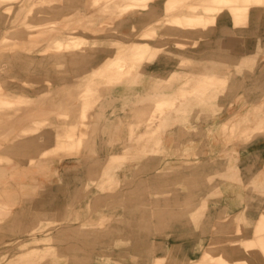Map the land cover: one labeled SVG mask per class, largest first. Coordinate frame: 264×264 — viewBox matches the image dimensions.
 <instances>
[{"label": "rangeland", "instance_id": "rangeland-1", "mask_svg": "<svg viewBox=\"0 0 264 264\" xmlns=\"http://www.w3.org/2000/svg\"><path fill=\"white\" fill-rule=\"evenodd\" d=\"M94 1L0 0V101L7 102L0 105V139L6 143L0 146V264H180L185 257L187 264H206L223 247L231 261L244 254L241 235L262 237L250 246L264 264V215L248 218L249 212L256 215L253 209L232 218L217 203L206 207L200 198L214 189L213 170L192 159L189 147L179 153L180 135H206L192 122L194 106L212 101L223 108L215 113L231 114L221 123L225 141L264 140V54L252 53L260 52L257 44L264 41V0H168L179 17L191 6L204 14L216 9V22L195 31L165 20L167 1L153 0L149 3L161 12L151 21L156 31L147 35L138 10L128 21L132 11L123 12L114 2L90 6ZM208 33L215 48L221 46L217 39L236 38L233 56L243 53L246 42V62L228 60L225 72L222 64L205 61L194 73L174 67L165 76H152L140 93L99 97L118 85L138 84L145 74L111 65L129 51L119 41L148 42L149 56L166 50L173 56L175 49H205ZM56 35L75 38L59 39L55 48ZM156 40L162 42L157 48ZM78 42L88 46L78 49ZM144 60L142 65L154 59ZM152 90L150 103L143 95ZM106 101L113 108L109 113ZM204 116L197 117L207 123L210 116ZM22 117L27 124L19 130ZM169 131H177L178 139L166 148ZM69 158L76 162L66 193L54 195L42 185L13 190L10 183L18 176L32 173L44 182ZM34 161L39 162L29 164ZM242 256L256 258L248 251Z\"/></svg>", "mask_w": 264, "mask_h": 264}, {"label": "crops", "instance_id": "crops-1", "mask_svg": "<svg viewBox=\"0 0 264 264\" xmlns=\"http://www.w3.org/2000/svg\"><path fill=\"white\" fill-rule=\"evenodd\" d=\"M192 36L194 35L192 34ZM193 38L191 40H193ZM227 39L228 38H220L217 40L225 44ZM205 40L207 41L205 49H195L192 47L175 49L173 50L175 53L173 56L167 55L168 50L162 54L160 53L154 61L143 64L145 67L142 65L145 73L142 81L128 87L125 85L116 86L112 90L110 99L112 100L115 97L119 98V96L121 98L124 93L130 95H135L137 92L140 93L149 86L152 76H165L174 67L185 69L194 73L199 70L200 62L205 61L206 63L212 62L213 64H222L223 68H221V72H225V63L228 60H236L237 58L238 62H246V58L248 56L246 42L243 53L239 52V54H234L233 56L230 44L222 45L220 48H215L216 44L214 37L208 35V38ZM157 42V40L153 42V45L155 46L159 44L160 46V44H162V42ZM259 50L260 52H257L256 49L252 52L253 56L256 58L263 56V44L262 48ZM183 59H189L192 63L185 67L179 65L178 62ZM259 61H261V59ZM242 71H246L245 66ZM133 98L134 97L130 98V100H133ZM105 103V111L109 113L113 109L110 105L111 102L106 101ZM128 109L126 110L129 111ZM97 110L98 108H96V111ZM211 115L212 116H210L211 118L207 123L200 121L199 117H196V115L193 117L192 122L196 124L195 126H200V128L206 132V135L199 136L194 131L192 133L190 132L188 134L180 135L179 153L183 154L184 148L189 147V153L192 159H198L201 162L205 161L208 164L207 166L212 168L213 171H211L210 175L213 177L212 185L214 189L211 193H204L200 198L205 201L206 207H211L212 204L217 203L220 206H226L229 213L237 212L243 207L253 210L255 206L257 207L264 202V140H258L250 145L239 141L233 143L229 141L227 142L221 132V123L228 120L231 114L228 113L226 116H223L218 112ZM24 121L25 120H23L22 117L20 123L18 124L19 130L27 124ZM101 126L102 122H100L98 126L99 129ZM176 128L177 127H175V129ZM209 129L212 131L208 133ZM98 135L95 134V141L99 145ZM188 138L189 141L187 140ZM177 139V131L166 132L164 135V147L170 148L176 145ZM3 143H5V141L0 139V146H2ZM172 156L176 158V154ZM167 159L168 158L165 157L162 160L165 161ZM163 161L161 163H164ZM72 162L74 163L76 161L70 158L64 159L62 161V165H60L61 169L58 165H56V167L54 166L52 176L48 177L44 182H39V177L31 176L32 173H30L29 176L23 178L18 176L15 178V182L10 184L14 185L13 190L15 192L22 189V187L19 186H26L25 188L28 186V188H33L34 186L42 185V187H45L44 189H47L50 193L52 192L54 194L59 190L66 193L68 189H71L70 186L73 183L71 180L72 178L69 176L71 170L74 168L73 166L75 165L74 164L72 166ZM62 198L65 199L66 197ZM252 216L254 215L250 213L247 214L248 218Z\"/></svg>", "mask_w": 264, "mask_h": 264}, {"label": "bare ground", "instance_id": "bare-ground-1", "mask_svg": "<svg viewBox=\"0 0 264 264\" xmlns=\"http://www.w3.org/2000/svg\"><path fill=\"white\" fill-rule=\"evenodd\" d=\"M151 1H153V0H95L94 1V3L92 4V5H90V6H94V5H99V3H101V2H103V3H107V2H114L117 6H119L120 8H121V11H123V12H129V11H132V15H129V17H127V20L128 19H130L131 18V16H133V14L138 10L140 13L137 15L138 16V19H140L141 18V24H143V27H145V30H144V32L142 33V35H147L148 33L150 34V32H155L156 31V27H155V25H153V24H151V21L152 20H157V19H159V14H160V10L157 8V7H155V6H153V5H151L149 2H151ZM157 1V0H156ZM167 1V2H166ZM164 2H166L165 4H164V8H163V10H162V12L165 14V20H168V21H170L171 23H173L174 25H176V26H185L186 28H188V29H193L194 31H195V29L194 28H199V27H202V28H204V27H207L208 25H210V24H212V23H215L216 22V20H217V15H218V12L216 11V9H214V10H207V12L204 14V13H202L201 11H200V8L199 7H197V6H191V7H189L188 9H187V12H185L184 14H183V17H179V16H176V14H173L174 12L176 13V9L174 8L173 10H172V6H169L168 5V0H165ZM148 3H149V5H148ZM157 3V2H156ZM80 6V5H79ZM79 6H78V8H79ZM105 6H107V5H105ZM75 7V6H74ZM92 8V7H91ZM108 8V7H107ZM118 8V7H117ZM80 9V8H79ZM90 9V8H89ZM172 11H171V10ZM70 10H72L71 8H70ZM69 10V11H70ZM74 10H75V8H74ZM94 10V9H93ZM120 10V9H119ZM62 11V10H61ZM64 11V10H63ZM67 11H68V9H67ZM79 11V10H78ZM86 12V11H85ZM82 13H83V11H82ZM92 13V12H91ZM98 13V12H97ZM96 13V14H97ZM103 13V12H102ZM105 13H107V12H105ZM94 14V13H93ZM108 15V14H107ZM108 16H111V15H108ZM134 17V16H133ZM161 17V16H160ZM260 17V16H259ZM82 18V17H81ZM108 18V17H107ZM106 19V18H105ZM125 20V19H124ZM131 20V19H130ZM129 21V20H128ZM158 21V20H157ZM67 23H69V22H67ZM170 23V24H171ZM100 24V23H99ZM140 24V25H141ZM169 25V24H168ZM101 26V25H100ZM109 26V25H108ZM212 27H213V25H211ZM223 27H221L220 28V32H222V33H225V31H226V25L224 24V25H222ZM142 27V26H141ZM173 27V26H172ZM56 29V28H55ZM166 29V28H165ZM184 29V28H183ZM161 30H162V28H161ZM171 30H173V29H171ZM184 30H186V29H184ZM211 30V29H210ZM198 31H201V30H199L198 29ZM214 32V31H213ZM203 33V32H202ZM211 33V32H210ZM115 34L116 33H114V35L113 36H115ZM172 34H174V32L172 33ZM209 34V33H208ZM63 35V34H62ZM62 35H56V36H54V37H52L51 38V40L53 41L52 42V47H55V48H58V47H60V44H58L57 42V40H59V39H64V38H70V39H73V38H75V37H73V36H68V35H65V36H62ZM70 35V34H69ZM104 35V34H103ZM117 35H119V34H117ZM164 35H166V34H164ZM171 35V34H170ZM177 35V34H176ZM179 35V34H178ZM100 36H102V35H100ZM107 36V35H106ZM109 36V35H108ZM111 36V35H110ZM201 36V35H200ZM209 36H211V34H209ZM79 37H82V36H79ZM118 37V36H117ZM127 37V36H126ZM183 37H184V35H183ZM77 38V37H76ZM107 38V37H106ZM118 38H120V36L118 37ZM173 38H175V37H173ZM201 38V37H200ZM81 39V38H80ZM82 39H84V40H86L85 39V37H83ZM122 39V38H121ZM198 39V38H197ZM204 39V38H203ZM236 38H232L231 36H230V38H228L227 40H226V42H225V44H223L222 42H221V46L220 47H222V45H228V44H235V43H237L236 42V40H235ZM107 40V39H106ZM150 40V39H149ZM167 40V39H166ZM130 41V40H129ZM138 41V40H137ZM154 41V40H153ZM201 41V40H200ZM72 42H74V41H72ZM191 42H192V40H191ZM205 42V41H204ZM260 42V41H259ZM119 43L121 44V45H126V47H128V49H129V51H128V53H126L125 55H121V56H119L117 59L115 58L114 60H113V62H111V65L112 66H115V67H117V68H119L120 67V69L123 67V65H125L126 64V66H129L130 68H131V70H136L137 72H143L144 70H143V68H142V64H141V62H145V58H149V60L150 59H156V57L157 56H154V55H152V56H149V52H147V50H149V47L151 46L148 42H144V43H125V42H123V41H119ZM150 43H151V40H150ZM158 43V42H157ZM261 43V45H258L260 48L262 47V44H264V41H262V42H260ZM259 43V44H260ZM153 44V43H152ZM156 44V43H155ZM190 44V43H189ZM161 45V44H160ZM197 45V44H196ZM88 45L85 43L84 45H82V44H79V42H78V49H83L84 47H87ZM155 48H157V46H154ZM159 50V49H158ZM80 50H78V52H79ZM138 51H141V55H139V54H135V52H138ZM78 55L80 54V52L79 53H77ZM76 54V55H77ZM141 56H143V58H142V60H139L138 58H140ZM154 57V58H153ZM144 60V61H143ZM148 60V61H149ZM154 60H152V61H154ZM150 62V61H149ZM144 67H145V65H143ZM101 79H103L104 81L106 80V79H104V78H101ZM108 81L110 80L109 78L107 79ZM107 80H106V83H109V82H107ZM101 84H103V83H101ZM96 85V84H95ZM96 87V86H95ZM103 87V86H102ZM104 87H106V86H104ZM108 88H110V87H107V88H104V90L105 89H108ZM103 89V88H102ZM106 92H107V90H105ZM154 90H152V92L150 91L149 93H147V94H144L143 95V97H145V95H148L147 97H145L148 101H151L154 97H153V95H154V93L155 92H153ZM105 94H108L109 96H107V97H111V95H112V93H100V96L99 97H103V96H106ZM117 95V94H116ZM115 95V96H116ZM195 95V94H194ZM193 95V96H194ZM190 96V95H189ZM199 95H196V96H194V97H198ZM210 96H212L213 97V95H210ZM120 97V96H119ZM200 97V96H199ZM202 97H204V95H202ZM96 98H98V96H96ZM115 98H118V97H115ZM214 102L215 101H212L210 104L209 103H204V104H197V105H195L194 106V116L196 115V117L198 116V115H206V116H212L211 115V113H215L214 111H222V106H220L219 104H214ZM5 103H7L6 101H0V105H4ZM60 103V102H59ZM63 103V104H62ZM60 105L63 107L64 106V104H66L65 102H64V100H63V102H62ZM150 103H153L152 101L150 102ZM183 105V104H182ZM154 106V104L152 105L151 104V109H155V106ZM184 106H186V105H183L182 107H184ZM161 109H160V107H158V108H156L155 109V111H160ZM206 116H204V117H206ZM204 117H202V118H204ZM209 118V117H208ZM211 118V117H210ZM206 119V118H205ZM44 161V160H43ZM69 161V160H68ZM257 161H258V159H257ZM261 161V160H260ZM39 161H34V162H32V163H29V164H34V163H38ZM41 162V161H40ZM50 163V162H49ZM38 165V164H37ZM259 167H260V165H259ZM2 174V173H1ZM3 175V174H2ZM200 181V180H199ZM243 202V201H242ZM199 203V202H198ZM197 206H199L198 204H197ZM196 206V208H199V207H197ZM211 208H214V205H212L211 207H210V209ZM221 208H222V211L226 214L225 216H227V215H232L233 217L232 218H234V216L236 215V212H234V213H229V211H228V209H227V207L226 206H221ZM256 209H258L257 210V212H256V215L255 214H253L254 212H249L250 214H252V215H254L255 217H256V219H257V216L260 214L261 216H263L264 215V210H260L259 209V206H255V208H254V210H256ZM0 210H1V208H0ZM193 211H195V209L193 208L192 209ZM197 210V209H196ZM208 211H209V209H207ZM245 210L247 211V210H249V211H251V209H248V208H245V207H243V208H241L239 211H237V212H239V213H241V214H243L244 212H245ZM212 211V210H211ZM196 213V212H195ZM209 216H211L209 213H208V215L206 216V218H208ZM205 219V218H204ZM234 222H236V221H234ZM248 220H247V224H248ZM249 235V234H248ZM242 236V238H243V235H241ZM233 238V237H232ZM241 238V240L243 241V249L241 250L244 254L245 253H247V251L248 252H251L252 254H254V255H256V258H252V260H250L249 258H247L246 256H242V255H244V254H242L241 256L239 255V257L237 258V259H234V260H227V258L225 257V254H227L229 251H228V249H226V248H221V252L219 253V254H217V255H214L213 256V260L212 261H209V262H207L206 264H263L262 263V261H260V254H258L257 252H254L253 250H252V246H250L251 244L252 245H258L260 242H261V236H251L250 235V237H247V238H244V239H242ZM213 239V238H212ZM226 239V238H225ZM220 240V239H219ZM218 240V241H219ZM229 241V240H228ZM237 239H232L231 240V242H232V244L233 245H236L237 244ZM215 242H217V241H215ZM236 242V243H235ZM218 244V243H217ZM214 245H216V244H214ZM223 245V244H222ZM217 246V245H216ZM221 246V245H220ZM229 246H231L232 247V245L231 244H229ZM231 251H232V253H236V248H232L231 249ZM245 251V252H244ZM196 256V255H195ZM188 260H189V258H187V257H185V258H180V264H187L188 263Z\"/></svg>", "mask_w": 264, "mask_h": 264}]
</instances>
